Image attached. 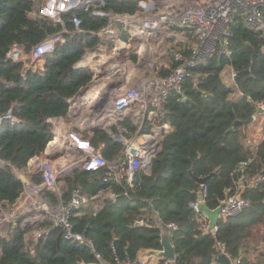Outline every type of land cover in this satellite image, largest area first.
Segmentation results:
<instances>
[{
    "label": "trees",
    "instance_id": "trees-1",
    "mask_svg": "<svg viewBox=\"0 0 264 264\" xmlns=\"http://www.w3.org/2000/svg\"><path fill=\"white\" fill-rule=\"evenodd\" d=\"M38 7L36 0H0V118L11 112L18 120L0 122V203L4 207L14 205L25 191L17 172L27 169L29 161L44 153L53 140L49 120L66 116L72 98L93 80V71L77 63L87 49L98 45L96 33L109 23L108 16H94L80 6L62 15L68 31L75 32L72 35L62 32L59 24L34 18ZM102 10L133 14L139 10L138 0H105ZM74 16L82 19L79 29ZM61 32L65 42L43 56L44 67L37 72L24 73L23 62L7 57L15 45L29 54L38 43ZM232 32L231 58L215 57L194 70L195 77L182 83L184 98L171 92L164 121L173 130L162 136L150 169H139L129 182L128 176L120 181L107 179L108 167L87 171L78 164L58 176L57 191H42L52 203L69 200L75 189L91 199L73 213L72 222L93 248L65 239L59 228L47 223L42 226L48 233L37 238L35 228L20 222L0 236V264H95L96 253L112 260L114 251L122 259H139L141 252L161 249L154 212L167 225H178L172 233L178 263L221 264L219 241L232 264H246L264 242V138L256 142L251 133L259 120L257 105L264 100V35L248 29L241 15L236 16ZM259 49L263 52L254 56ZM226 68L234 72L235 87L225 77ZM253 116L258 117L245 123ZM125 125L129 136L136 132L129 120ZM87 138L110 162L123 150L101 128ZM245 160L250 164L233 174ZM209 175L213 176L205 185L195 180ZM254 177L258 179L251 186L243 180ZM41 182L42 177L37 179ZM240 185L246 187L243 196L251 201L250 207L227 218L214 235L205 215L191 203L202 192L206 205L215 209ZM105 193L114 197L102 198ZM141 219L145 224L137 226ZM165 263L160 259L159 264Z\"/></svg>",
    "mask_w": 264,
    "mask_h": 264
},
{
    "label": "built area",
    "instance_id": "built-area-1",
    "mask_svg": "<svg viewBox=\"0 0 264 264\" xmlns=\"http://www.w3.org/2000/svg\"><path fill=\"white\" fill-rule=\"evenodd\" d=\"M237 15H241L248 29L264 35V0H167V4L156 13L144 18L133 19L135 28L146 32L157 29L162 22L184 29L194 38V43L187 53L179 50L173 51L174 66L169 68L168 74L149 77L141 87H132L122 91L116 95L113 101L111 115L115 119L122 121L126 111L132 109L138 113L137 120L149 119L153 123L158 132L156 136L151 134L129 136L127 129L119 124L113 138L123 146V150L117 159L109 162L98 152L91 141L82 139L74 131L68 134L69 141L82 151L81 164L87 171H97L108 167L107 179L120 181L124 176H128V181L131 182L136 171L141 168L150 169L147 168L148 162L152 161V157L160 150L161 136L172 130V125L164 121L165 106L171 92L176 91L184 98L182 83L187 78L195 77L194 70L207 65L215 57L220 59L232 57V26L235 24ZM72 21L76 29L82 25V19L78 16H74ZM51 22L61 25L62 32L68 31L65 21L60 16L52 17ZM62 32L47 37L38 43L29 54L24 52L23 47L15 45L7 57L23 62L24 73L29 70L37 72L44 67L43 56L53 51L59 43L65 42ZM232 77L234 79L233 70ZM257 108L258 114L264 115V100L258 103ZM2 119L18 122L11 112L4 114L0 118V122ZM249 164L250 160L242 161L233 174L240 172ZM67 170L65 169V171ZM41 172L48 189L57 191V178L64 171L51 161L46 160L41 164ZM257 179L258 177L244 178L243 180L251 186ZM245 190L246 187L240 185L235 193L229 194L222 201L224 206L221 209L218 224L213 230H210L214 235H216L220 224L227 218L238 215L250 207L251 201L243 196ZM228 192L231 193L232 189H228ZM203 196L205 197V194ZM90 200L80 189H75L69 200L64 201L60 198L56 203L40 198L33 193L25 194L21 201L12 206L4 207L0 203V231L4 223L11 229L20 222L25 226L31 223L34 225L47 223L52 227L59 228L65 239L93 248L92 241L85 233L77 231L72 222L73 213L88 205ZM191 207L196 212L203 213L199 200L192 202ZM22 213H33V216L25 218L21 216ZM144 224V219L136 221L137 226ZM168 226L172 233L178 229V225L175 223ZM48 231L49 229L40 226V231L36 233L37 238L44 236ZM217 245L220 248V253L227 255L225 245L219 241ZM96 258L95 264H145V261L140 259L130 257L122 259L116 251H114L112 260L106 259L99 253H96ZM165 264L181 263L176 260H166Z\"/></svg>",
    "mask_w": 264,
    "mask_h": 264
},
{
    "label": "crops",
    "instance_id": "crops-1",
    "mask_svg": "<svg viewBox=\"0 0 264 264\" xmlns=\"http://www.w3.org/2000/svg\"><path fill=\"white\" fill-rule=\"evenodd\" d=\"M36 1L39 7L32 13L34 18L51 21L52 17L62 18L63 14L82 6L94 16H108L109 23L96 33L100 38L98 45L93 49H87L77 63L78 67H89L93 71V80L72 98L66 116L53 117L49 120L53 126L54 138L48 143L44 153L31 159L27 169L17 172L25 183V191L17 202L28 193L44 198L42 191L48 189V186L43 178L41 183H37V179L42 177V162L51 161L64 173L71 172L76 165L81 164L83 153L69 141L70 132H77L82 139L89 140L87 137L93 136L95 131L101 128L113 138L119 124L127 129L125 121L129 120L137 128L131 135L156 136L158 132L153 123L149 119L137 120L138 113L132 109L126 111L122 121L115 119L111 115L113 101L118 93L132 87H141L149 77L168 74L169 68L174 66L173 51L187 53L194 43V38L188 31L169 26L165 22L148 32L133 25L134 18H144L156 13L167 4V0H138L139 10L133 14L104 12L102 7L105 0ZM66 33L73 35L75 32ZM258 118L261 124L264 115H259ZM256 130L254 140L259 142L264 138V131H261V127ZM100 196L114 197L112 193ZM95 206L97 210L99 204L96 203ZM21 216L28 218L33 216V213H22ZM139 259L144 260L145 264H159L161 258L144 251L139 254ZM246 264H264V242H260L257 249L250 254Z\"/></svg>",
    "mask_w": 264,
    "mask_h": 264
},
{
    "label": "water",
    "instance_id": "water-1",
    "mask_svg": "<svg viewBox=\"0 0 264 264\" xmlns=\"http://www.w3.org/2000/svg\"><path fill=\"white\" fill-rule=\"evenodd\" d=\"M261 52H263L262 49L256 50L254 52V56ZM254 119H255V116L250 117L247 121H245V123L252 122ZM151 166H152V161H149L147 168H151ZM212 176L213 175H209L207 177H202V178L195 177V180L199 184L205 185ZM198 200L200 201L201 211L203 212V214L208 220V229L213 230L218 224L220 212H221L222 207L224 206V202H222L217 208L210 209L206 205L202 192H199ZM152 220L160 231L161 249L149 250V253H153L159 256L161 259H164L167 261L176 260L175 246L172 240V232L169 226L161 220V218L156 212L152 214ZM219 261L221 264H232L231 258L228 255H225L223 253H220Z\"/></svg>",
    "mask_w": 264,
    "mask_h": 264
},
{
    "label": "rangeland",
    "instance_id": "rangeland-1",
    "mask_svg": "<svg viewBox=\"0 0 264 264\" xmlns=\"http://www.w3.org/2000/svg\"><path fill=\"white\" fill-rule=\"evenodd\" d=\"M231 74H232L231 68L230 69L226 68L225 77H226L228 83L235 87V83H234V80L232 79V75ZM259 122L260 121H258L256 124H253L251 126V128H252L251 129L252 130L251 133H252V136H253L254 139H255L254 134L257 133L256 129L261 127V131H264L263 130V123L260 124ZM29 226H32L33 228H35L36 229L35 233H37V232L40 231V226H42V225L41 224L40 225H34L33 223H31V224H29ZM42 228H46L45 224H44V226H42ZM7 229H8V225H6V223H4V225H2V227H1L0 236H6L7 235Z\"/></svg>",
    "mask_w": 264,
    "mask_h": 264
}]
</instances>
